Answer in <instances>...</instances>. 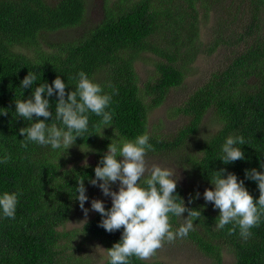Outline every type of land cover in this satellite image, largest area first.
<instances>
[{
    "label": "trees",
    "instance_id": "obj_1",
    "mask_svg": "<svg viewBox=\"0 0 264 264\" xmlns=\"http://www.w3.org/2000/svg\"><path fill=\"white\" fill-rule=\"evenodd\" d=\"M104 6L102 20L86 27L87 0H0V114L8 111L0 115V160L5 153L11 156L7 163H0V196L18 194L14 219L0 211V264H72L77 260L78 264L87 242L99 240L107 250L120 242L123 229L106 232L98 226L99 213L80 229L59 228L79 205L77 181L85 180V195L89 188H96L89 180L95 179L94 169L111 141H134L147 134L151 112L162 106L173 88L183 85L200 52L196 41L202 11L204 19L214 12L218 35L206 52L224 45L231 48V55L177 109L188 118L184 127L170 137L147 134L153 146L147 154H176L195 180L187 190L177 183L176 194L185 206L201 211L193 221L194 230L183 241L194 244L211 264H225V253L233 258L230 264H264V217L245 241L238 227L234 235H228L232 224L217 230L219 210L203 198L205 189L214 190L210 179L220 169H226L224 178L235 174L250 195L259 198L257 183L246 179L245 172L264 173V0H105ZM79 27L82 30L75 38L48 42L49 50L41 48V40ZM23 50H33V55ZM147 53L160 60L156 76L140 87L135 64ZM81 71L101 86L102 94L112 96L106 109L113 114L111 127L102 136L96 127L102 118L89 112L88 132L67 152L31 142L21 147L24 137L19 130L36 118L18 117L15 101L31 98L35 87L52 85L57 76L68 86L66 93L74 91ZM28 72L35 73L37 81L32 88L21 89ZM45 98L52 112L46 123L59 124L57 95ZM210 112L220 127L202 138L201 126ZM229 136L244 138L246 143L236 146L245 159L225 165L219 159ZM90 155L94 160L84 167L81 162ZM190 198L192 203H188ZM111 207L112 202L105 210ZM187 216L185 212L182 218ZM182 218L170 217L173 231L183 224ZM77 237L78 245L69 252V243ZM130 264L166 263L132 257Z\"/></svg>",
    "mask_w": 264,
    "mask_h": 264
},
{
    "label": "clouds",
    "instance_id": "obj_2",
    "mask_svg": "<svg viewBox=\"0 0 264 264\" xmlns=\"http://www.w3.org/2000/svg\"><path fill=\"white\" fill-rule=\"evenodd\" d=\"M78 77L74 91L66 93L68 86L57 76L52 85L41 83L35 87L31 98L15 101L18 117L27 121L36 118V122L19 130V134L24 137L21 147L27 148L31 142L67 152L75 145L77 138L88 132L89 112L102 118L96 125L102 136L103 130L111 127L113 114L106 109L110 107L112 96L102 94L101 86L90 80L84 72L78 73ZM36 81V74L28 72L20 88H32ZM54 94L57 95L55 119L59 124L46 123L52 118V112L45 95L52 97ZM0 115L6 116L8 111L5 109ZM41 117L44 119L41 120ZM245 143L242 136H229L222 146L219 160L225 165L244 160V152L236 145ZM152 150L147 134L136 137L134 141L126 138L118 142L111 141L94 169L95 179L89 180L92 186L100 188L104 196L111 197L112 202V207L106 211L101 200L91 201V209L102 217L98 226L108 233L123 229L120 242L106 250L109 264H130L132 257L150 259L165 241L173 242L177 237H186L194 230L193 221L201 216L200 210L187 208L184 200L176 194L180 179L176 169L148 165L146 155ZM10 159L11 156L5 153L0 163H7ZM83 166L88 167L86 160ZM225 173L226 169L213 172L210 183L214 190L205 189L203 198L219 210L217 230L232 224L228 235H234L238 227L241 238L247 241L252 235L251 229L258 227L264 217V173L256 169L245 172L246 179L257 183L258 200L247 191L244 181H238L233 173H227L224 178ZM84 181H77L75 191L79 207L87 218L89 210L84 208V204L88 197L85 195ZM117 182L119 190L112 191L111 186ZM196 198H199V193ZM192 202L190 198L188 203ZM17 204V193L5 192L0 196V211L5 218H15ZM185 212L188 213L187 219L182 218ZM170 217L183 219L178 230H172ZM82 222H87V219Z\"/></svg>",
    "mask_w": 264,
    "mask_h": 264
},
{
    "label": "rangeland",
    "instance_id": "obj_3",
    "mask_svg": "<svg viewBox=\"0 0 264 264\" xmlns=\"http://www.w3.org/2000/svg\"><path fill=\"white\" fill-rule=\"evenodd\" d=\"M104 2L105 0H87L86 27L102 20L105 7ZM210 13L211 14L208 19H204L203 11L201 12L199 30L200 37L199 40L196 41V45L199 46L200 52L197 55L195 62L191 65V70L189 71L186 80L181 87L173 88L169 92L162 106L151 112L148 120V135L170 137L180 128L184 127V125L188 122V118L184 115L178 114L177 109L181 107L185 100L206 81L213 71L224 65L230 57L231 48L224 45L219 46L211 53L206 52V50L212 45L213 40H215L218 36L214 32L216 28V16L213 15L214 12ZM81 30L82 28L79 27L64 31L57 35L49 36L48 38L40 41L41 48L49 50L48 42L71 40L80 34ZM23 51L28 53V55H33V50ZM158 60H160V57L156 54L147 53L142 59L136 62L135 68L139 76L140 87H143L148 80L156 76V63ZM219 127L220 125L216 121L215 116L210 112L204 118L200 136L203 138L204 135H212L219 129ZM179 159L180 158L176 154L168 157L149 154L146 155V161L149 166L157 165L161 168L176 169L180 177L178 184L187 190L189 187H192L195 180L189 178ZM85 160L87 163L93 162L94 155H90ZM83 162H81V164H83ZM72 166L73 163L68 165V167ZM111 190L118 191L119 182L112 185ZM86 196L88 197V200L85 202L84 208L89 210L87 218H85L84 212L78 205L74 208L70 220L64 226L59 228L61 231L80 229L86 223L82 221H85V219H87V221L92 219L97 213L91 209L92 200H101L104 203V206L111 202V197L104 196L99 187L92 190L89 188ZM79 241L80 237L71 241L69 243L70 245L68 244L70 246L68 251L72 252V248H75ZM106 250V247L99 240L87 242L83 245L82 252L79 254L81 260L78 264H105L108 260ZM77 261L72 264H76ZM144 261H160L166 264H211V260L199 252L194 244L188 241H183L181 237H177L173 242L165 241L163 247L159 249L154 256ZM232 261V256L229 253H225V264H230Z\"/></svg>",
    "mask_w": 264,
    "mask_h": 264
}]
</instances>
